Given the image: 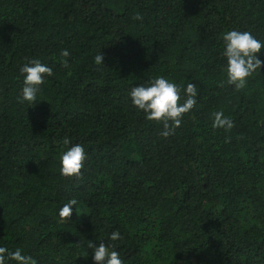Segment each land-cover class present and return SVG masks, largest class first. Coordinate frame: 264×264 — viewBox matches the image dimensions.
Segmentation results:
<instances>
[{
	"label": "trees",
	"instance_id": "16d2710c",
	"mask_svg": "<svg viewBox=\"0 0 264 264\" xmlns=\"http://www.w3.org/2000/svg\"><path fill=\"white\" fill-rule=\"evenodd\" d=\"M232 29L264 41V0H0V246L36 264H93L89 241L124 264H264V66L226 82ZM37 59L53 74L31 106L19 68ZM158 76L182 100L197 86L167 137L129 97ZM216 111L230 130L212 127ZM72 144L86 160L66 177Z\"/></svg>",
	"mask_w": 264,
	"mask_h": 264
},
{
	"label": "clouds",
	"instance_id": "9594fccd",
	"mask_svg": "<svg viewBox=\"0 0 264 264\" xmlns=\"http://www.w3.org/2000/svg\"><path fill=\"white\" fill-rule=\"evenodd\" d=\"M139 19V17H137ZM223 43L222 57L224 58L223 72L226 82L237 90L243 88L247 79L264 66V61L259 58L264 41L257 39L250 31L227 30L221 36ZM61 55L69 54L64 50ZM103 56L97 54L94 58L96 64H102ZM63 63L67 66V60ZM23 77L21 94L18 97L21 103L33 105L37 102V94L44 77L53 74L52 68L40 60H29L19 68ZM182 88L177 83L164 77H153L149 81L131 88L129 97L132 106L145 114L149 121H157L163 125L161 135L167 137L172 134L174 127H179L183 114L190 112L196 105L197 86L193 83L183 85L184 98L181 96ZM212 127L214 129L230 130L233 122L225 116L223 111L213 113ZM64 145H69V138L63 140ZM86 160L85 149L80 144H72L60 154V174L66 177L79 176ZM76 200L70 199L58 212L59 217L65 219L73 211ZM110 242L122 239L119 230H113L107 235ZM92 249L93 264H124L120 254L115 250V244H87ZM0 264H36L33 257L25 255L20 248L10 250L7 246H0Z\"/></svg>",
	"mask_w": 264,
	"mask_h": 264
}]
</instances>
